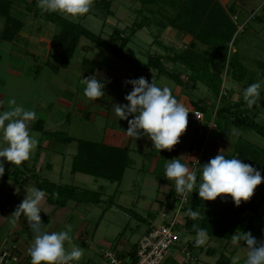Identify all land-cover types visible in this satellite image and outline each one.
<instances>
[{
  "label": "rangeland",
  "instance_id": "rangeland-1",
  "mask_svg": "<svg viewBox=\"0 0 264 264\" xmlns=\"http://www.w3.org/2000/svg\"><path fill=\"white\" fill-rule=\"evenodd\" d=\"M33 1L34 0H25V6H19L22 10L27 11V14L25 16L23 15L27 20L23 33L30 34L35 30L36 34H38L40 29H45L47 31L60 29L58 25L47 21V17L40 13L41 9L38 6V0H35V4H32ZM112 1V9L115 12L113 17L107 16L106 10L97 6L96 2L93 0L89 13L73 21L82 23L84 27L90 29L95 34H102L103 37H108L115 28L129 31L135 22L144 20V16L147 15L148 20L145 19L146 23L151 24L153 22V24L149 26L146 24L148 26L146 29L144 28L136 33L126 48V53L128 55L146 62V56L149 53L157 55V52L162 50L159 44H163V46L169 50L170 54H179L188 49L192 37L185 39L184 36L178 34L172 27L170 28L168 26L162 28V26L158 24L159 21L168 24L170 18H172L169 16L170 13L167 14L168 16L165 18L161 16L159 9L148 6L143 9L144 11L142 14L139 13V9L141 8L140 4L136 3L134 0ZM218 1H220L222 5L224 3L227 9H229V6L233 3H236L240 12L242 11L240 15L242 19L247 17L246 15L244 16L245 13H249L250 15L255 11L257 16L263 15V12L258 9L263 4L262 0ZM18 5L19 4H16V6ZM27 7L31 10L27 9ZM13 10L20 14V12L16 10V7ZM35 11L38 14V18H35L33 14H31ZM167 12L169 11L165 13ZM3 25L4 19L0 17V32ZM235 38L234 50L235 52L237 51L238 54L234 55L233 53L231 55V60L241 65L239 66L241 67L240 69L237 68L235 75L238 77L241 71L245 76L244 81L234 80L232 78L233 76H231V72L228 74L226 71L228 68H225L226 64L224 61H216L218 64L214 68L215 72L221 73L223 85L226 80L225 86L230 88L227 89V99L224 100V103H226L225 106L231 109L233 108V110L237 108V105L243 106L242 109L246 114L256 117L259 123H264V83H262V99L259 106L254 105L253 108H249L243 100L244 88L254 82L264 81V21H249L246 30L239 32ZM19 42L20 41H18L17 44L20 47L14 48V50H11V47L5 43L0 44V56L2 57L0 63V92L7 95L9 100L15 98L18 105L30 109L32 98L35 97L36 99L37 97H41V91L44 89L46 95L42 94L43 101L45 103L49 101L47 104H51V111L47 112L55 114L48 120L46 127L48 130L62 134L64 137L69 136L76 139L103 142L106 137V132L108 131L127 133L128 121L120 120L115 114V107L116 104L128 103V101L125 100V96L132 90V86L126 84L128 80L143 76L148 79L149 83L154 79L156 84L161 88H163V82L166 87L170 86L172 90L176 87V83L169 77L159 76L161 80L158 81L154 76L157 74L155 70H151V72L137 70L133 66L94 46L85 38L80 39L77 45L76 55L71 59L69 67L65 70L59 68L61 67L60 63L62 59V50L60 48L57 49L58 52H53L50 59L51 63L47 65L42 58L33 57L25 52L28 50L26 42ZM198 46L199 52L209 51L207 46L201 44ZM83 49H85V52H83ZM89 49L90 51H88ZM85 55L101 66L102 71L98 74V77L106 80L105 96L98 98L95 102L93 101L94 104L98 103L103 106L94 108L91 120L81 119V117L76 115L78 110L74 109V105L70 108H66L68 102L60 99L61 95L64 93L71 95L75 99L79 95V80L80 77H83L81 73L82 59ZM12 60L24 62L26 70L21 78L8 73V70L20 72V70L15 67V63H10ZM214 60L215 59H213V61ZM165 64L170 71H181V76H183V74H185V76L189 75L188 71L186 72L184 68H179V65H177L175 69V65L171 61L166 60ZM52 65H54L56 69L59 68L60 73L58 75L55 73L56 70L52 69ZM37 70H39L40 73L38 79L34 77L36 75L35 71ZM183 80L187 82V87H189L188 90H190L194 83L185 79ZM82 81L83 80H81V82ZM198 86L199 90L194 93L192 92L194 95L193 97L194 99H202L205 101L207 110L204 114L206 119L211 121L214 118V112L212 111L213 106L219 105L222 107L224 105L221 100L219 102V98L216 99L210 94L205 85L198 83ZM21 98L24 100L23 103L20 102ZM72 102H74V100ZM48 105H46V108H48ZM5 110H10V106L6 105L4 111ZM69 114L70 117H68ZM218 122L223 125L222 119ZM228 129V142L229 144H234L232 148L234 153L237 144L244 142H248L247 145L249 146L253 144L259 149L264 150V139L256 132L236 127H229ZM222 130L225 132L224 129ZM29 131L30 135L37 139V146L40 139L42 143L48 140H52L53 142L54 140L47 135L40 137L41 135H39V133H34L32 130ZM5 146L7 145L3 141L2 133H0V148ZM37 146L32 150L29 159L24 162V165L30 169H33V159L36 157ZM66 146L69 151L77 152V142L67 143V145L63 147L66 148ZM239 146H241V144ZM68 153L70 152H67V156L60 153L53 156V172H50V170L46 171V169L40 171L36 166L38 169V177L42 178V180L47 177L50 182L54 183L61 171L64 170V173H67L68 165L73 157L68 156ZM235 155L237 156L236 158L239 157L236 153ZM131 158L134 159L137 164L131 166L130 169L126 171L123 181L119 184L102 179H94L89 176L88 178L90 179H82L81 176H77L73 180H69L71 177L68 176L67 179L64 180V183L79 187L83 191L100 194L101 200L98 204L76 203L78 204L77 209H79L81 213H77L75 210L73 211V208L68 207L71 210L68 216L60 218L58 213L60 209H57L56 206L46 201L47 195L44 198L42 204L43 211L41 212V219L44 223L42 225V230L48 232L67 231L66 225H71L69 235L72 239L71 242H65V248L67 251H71V247L75 245L83 249L84 255L78 261L79 263L109 264L104 258L105 252L124 253L125 250L128 251V249L136 247L139 239L151 224L148 216L149 212L145 209L146 206L153 204L154 208L152 209L151 215L157 217L155 219L156 223L160 222V213L162 211L158 209V201L163 200L164 198L162 197L166 195V189L160 190V188H164L163 185H160L163 176L158 174L155 175L147 171L148 165H150L149 163H151V159L153 160V158L144 152L140 154L132 153ZM171 159L173 158L171 157L170 160ZM208 161V158L205 159V163ZM140 163H143L145 166L143 167V164L139 166ZM13 166L14 168L19 167L23 171L26 170L22 164L13 165L11 162H8V165L5 164V173L9 171L7 169ZM259 166L262 167L260 164ZM259 166L256 167V169L260 170L262 176H264V171ZM138 168H141V170L139 171ZM13 182L10 181L11 184H8V186L12 185L13 189H23L21 195H13L11 197L7 193L3 180L0 178V217L5 216L4 222H0V246H3L5 243L9 245L17 244L18 247L22 246L25 248L26 254H29V248L34 241V233L27 223L26 217H16L13 214L18 205L24 200H21V196L23 195L26 197L27 190H31L36 186L34 184L35 182L30 178L29 181L25 182L23 185ZM255 194L259 196H257L258 199L264 196V182L257 186L254 192V195ZM7 206H10L12 210L6 212ZM3 212H5V214H3ZM260 212L264 215V205ZM166 213L167 216L170 217L171 212L166 211ZM20 221L21 223H19ZM255 227L258 231L256 234L253 233L252 235L258 241H264V229H262L264 228V220L258 221ZM193 239H195V237L182 233L183 241ZM202 246L206 248H215L218 252L216 255L212 256L207 255L204 251L203 254L199 256L201 264H215L222 252L229 256L233 263L235 261V264H244L246 259V250L243 247H246V242L244 241H238L236 245L230 242L227 245L226 242L210 240L209 237H206ZM178 255L179 252L177 248H174L169 255L168 263H171L173 258Z\"/></svg>",
  "mask_w": 264,
  "mask_h": 264
},
{
  "label": "trees",
  "instance_id": "trees-1",
  "mask_svg": "<svg viewBox=\"0 0 264 264\" xmlns=\"http://www.w3.org/2000/svg\"><path fill=\"white\" fill-rule=\"evenodd\" d=\"M139 3L141 8L139 13L143 12V8L148 6L156 7L160 10L161 16H168L170 21L168 24L160 21L158 24L162 28L172 27L178 34L184 37H192L188 49L179 54H170L169 50L159 44L160 48L165 50L166 55L162 54H148L147 62L143 63L140 60L128 55L126 48L136 33L146 26V20L135 22L131 29L121 30L115 28L111 35L103 37L102 34H95L90 29L84 27L82 23L74 22L71 19H66L58 12H43L47 17V21H50L60 28V33L53 38L52 48L54 50L60 48L61 53V67L66 68L69 66L71 59L74 58L77 45L81 38L87 39L94 46L106 51L113 55L117 59L133 66L137 70L150 72L155 70L158 75L167 76L172 79L177 85L182 86L184 81L181 78L180 73H176L175 70H169L165 61H171L174 65L182 66L188 71V81L194 84L201 83L205 85L210 94L216 99L219 98L223 79L220 72H215L214 68L219 62H225V68L228 74L231 72V76L234 80L244 81L245 76L240 70V75L237 77V68L240 69L241 65L231 60L230 46L235 34L237 33L238 26L232 19V16L241 15L240 9L233 3L229 9L225 8L218 0H134ZM35 0L32 4H35ZM93 2V0H92ZM97 6L106 10V15L113 17L114 11L112 9V0H94ZM263 2V0H262ZM25 0H0V17L4 19V27L2 31V39L7 41H15L19 38V32L22 30L24 23L20 21L13 14V9L16 4L23 5ZM27 9L31 10L27 7ZM166 11H169L165 13ZM262 16L255 15V18L251 21H264V6L261 9ZM33 12V11H32ZM37 14V12H34ZM39 13V12H38ZM249 14V13H248ZM147 19V18H146ZM236 39L233 45H235ZM199 44L207 46L209 51L199 52ZM237 51L234 55H237ZM232 55V54H231ZM213 59H215L213 61ZM1 60V57H0ZM215 63V64H214ZM83 65L87 71L94 73L98 65L88 58L83 59ZM227 96L222 97L221 101L224 106L220 107L217 113L218 122L217 130H225L226 136H229V127L245 128L252 130L260 135L264 139V123H259L256 117L250 116L245 113L240 105H237L233 110L228 106H225L224 100ZM192 108L205 112L207 106L204 100L192 102ZM40 125V122H38ZM41 129V126H39ZM199 128H202L199 126ZM208 132V131H207ZM44 133L50 137L58 138L65 143L77 142V154L73 158L72 173L84 174L94 179H102L112 183H121L124 179L127 169H129L133 160L130 156V148H118L108 146L100 142H94L84 139L75 140L72 137H64L62 134L53 132ZM228 138V137H227ZM248 142L237 144L235 153L239 155L238 159L242 160L246 164H251L253 167H260L264 171V150L259 149L257 146ZM179 148L174 146L171 150L165 149L163 156H177ZM34 171V170H32ZM29 173V171H27ZM25 173V170L16 168L12 172L8 171L0 177L3 181L12 180L15 183L21 184L22 176L20 174ZM35 183L36 188L44 190L47 195V200L50 204L58 208L67 207L70 202L78 204L82 203H95L100 202V194L90 191L78 190L74 186L58 185L52 183L46 179L39 178L37 173L30 175ZM28 179V178H27ZM198 185L191 197V204L189 208L194 211H199L201 216L198 220L193 221L187 215L185 217V230L186 234L196 237V232L193 229V224H197L200 227L207 229L206 237L210 240H217L226 242L228 245L232 242V235H243L248 233L257 219L261 218L258 213L257 205L253 199L249 201H242L237 206L229 194H224L223 199L215 201H202L197 192ZM175 191L168 192L167 197L158 201L161 209L172 208L175 196ZM138 215V214H137ZM243 240H240V242ZM190 249L193 254L196 252L203 253L204 251L208 255H216L217 249L195 246V240L190 242ZM135 247L131 252L122 253L121 257L127 255H133ZM215 264H234L232 259L224 252Z\"/></svg>",
  "mask_w": 264,
  "mask_h": 264
},
{
  "label": "clouds",
  "instance_id": "clouds-1",
  "mask_svg": "<svg viewBox=\"0 0 264 264\" xmlns=\"http://www.w3.org/2000/svg\"><path fill=\"white\" fill-rule=\"evenodd\" d=\"M92 0H38V6L43 12H58L66 19L76 20L89 13ZM84 96L96 100L105 96L106 80L93 75L84 78ZM262 83L257 81L243 89V100L249 108L259 106L262 99ZM132 90L125 96L128 103L116 104L115 114L120 120L128 121L126 130L129 137L140 139L142 136L153 142L155 149L171 150L180 143L181 136L188 126V115L191 111L179 102L168 87H159L154 79L141 76L126 81ZM10 110L0 111V133L7 146L0 148V177L5 173V159L13 165L27 161L32 150L37 146V139L30 135L26 122L36 119V113L18 105L15 98L8 101ZM197 118L198 115L196 114ZM195 159V158H194ZM198 166L201 179L198 184V194L202 201H215L222 194H229L235 204L249 201L262 182L261 171L246 164L238 158H226L221 150L207 163ZM164 176L174 182L175 191L181 195L193 193L197 184V175L190 171L187 163L180 158L168 160ZM46 192L33 187L27 190L25 199L18 205L13 215L26 217V221L34 233L33 244L29 248L31 264H69L78 262L84 255L79 246L73 245L71 251L65 248V242H71V225H66L67 231L48 232L42 230V204ZM185 215L196 221L200 218L199 211L192 208ZM196 232L195 246L204 244L207 229L193 224ZM246 242V259L244 264H264V241H258L251 232L232 235V243ZM235 264V261H234Z\"/></svg>",
  "mask_w": 264,
  "mask_h": 264
},
{
  "label": "crops",
  "instance_id": "crops-1",
  "mask_svg": "<svg viewBox=\"0 0 264 264\" xmlns=\"http://www.w3.org/2000/svg\"><path fill=\"white\" fill-rule=\"evenodd\" d=\"M223 5L225 6V8L227 7L224 3H223ZM15 7H16V10L20 12V14L16 13L15 11H13V14L20 21H22L24 23V26H23L22 30L19 32V38L17 40H15V41H7V40L2 39V37H1L2 31H3V27H4V25H3L2 29H1V32H0V44L5 43L6 45H9L11 47L10 48L11 50L12 49L14 50V48L20 47L17 44L18 41H20L19 43L26 42L28 50H26L25 52L28 55H31L33 57L42 58V60H44V62H46L47 65H50V63H51L50 59L52 57L53 52L54 53L58 52L57 49L54 50L52 48L53 38H54V36L58 35L61 30L57 29L55 31H52V30L47 31L45 29L44 30L40 29L38 31V34H36L35 30L32 31V33H30V34L23 33V30H24L25 25H26L25 23L27 21L26 18H24V16L27 14V11L22 10V8H20L19 6L15 5L14 8ZM145 8H147V7H145ZM145 8H143V9H145ZM31 14H33V16L35 18H38V14H35V13H31ZM142 14H143V12H142ZM247 14L248 13H245L244 16L245 15L247 16ZM144 18L145 19L147 18V20H148V16L147 15H145ZM147 24L149 26V25H152L153 22L151 24L150 23H147ZM148 26L146 25L145 29ZM187 38L188 37H185V39H187ZM16 45H18V46H16ZM88 51H90V49ZM83 52H85V49H83ZM157 54L166 55L165 54V50H163V49L160 52H157ZM75 55H76V53H75ZM85 57L88 58L87 55H85L83 57V59ZM147 57H148V55L146 56V59H147ZM83 59H82V72H81L83 77H80V80H79L80 81L79 82V86H78V88L80 90L79 95L75 99L71 95H69L67 93H64L63 95H61L60 99L68 102L67 105H66V108H70L71 106L74 105V109L78 110L76 115L81 117V119H90L91 120L94 108L97 107V106H99V107L101 106L102 107L103 105H99L98 103L94 104L93 101L95 102V100L87 99L84 96V91L83 90H84L85 85L81 82V80H83L84 78H89V77H91L93 75H97L98 76V74L101 73L102 68H101V66L99 64L96 63L98 65L97 69L95 70L94 73H90L89 71H87L88 69L87 70L85 69V67L83 65ZM141 62H143V61H141ZM146 62H143V63H146ZM0 63H1V60H0ZM10 63H15L16 64L15 67H17L18 70H20L21 73L20 72H16V71H11V70L10 71L8 70V73L11 74V75H16L19 78H21L23 76L25 70H26L24 62L12 60V61H10ZM176 66H175V69H176ZM68 67H66L64 69L62 67H59V68L62 69V70H65ZM59 68L56 69L54 67V65H52V69L56 70L55 73L57 75L60 73ZM179 68H183V67L179 65ZM184 71H186V70H184ZM180 72L181 71H177L176 73H180ZM35 74L36 75L34 77L36 79H38L40 77L39 70L35 71ZM182 74H183V72H182ZM154 76L157 78L158 81H160L161 77H163L161 75H158V73L156 75H154ZM159 76H161V77H159ZM187 76H185V74H183V76H181L182 80L185 79V80L188 81V77ZM163 83H162V87H166V85L163 84ZM168 87H169L170 90H172V88H170V86H168ZM188 88L189 87H187V82L184 81L182 86L176 84V87L172 90V93H173V96L176 97L179 102L183 103L187 108H192L193 107L192 106V102L193 101H198V99H194V97H193L194 95L192 94V92L194 93L195 91L199 90V86H198V84H193V86L190 88V90H188ZM130 90H131V88H130ZM42 94L46 95V92L44 91V89H42V91H41V97H39V98L37 97L36 99H35V97L32 98L30 109L29 108H25L27 110H32V111H34L36 113V119H34L32 121H28L26 123L28 125L29 130H32V132H34V133L35 132L39 133V135H41L40 137L46 136L44 131L49 132V133H53V131H50V130L47 129L46 124H47L48 120L53 117L52 115H55V114H52V112H47V111H51V109H50L51 108V104H49L50 105L49 106L47 104V103H49V101H47V103H45L43 101ZM73 100H74V102H72ZM8 101H9L8 96L5 95V94H2L0 92V111H4L6 105L7 106L9 105ZM23 101L24 100H22V98H21L20 102L23 103ZM46 105H48L47 106L48 108H46ZM215 109H216V106H213L212 111L215 112ZM68 117H70V114H69ZM38 122H40V125H39ZM39 126H41V129L39 128ZM227 137L228 136H226V133L223 130H221V131L220 130H216V131H213V132L209 133V132L205 131L204 129L199 128V126H196L192 121L188 120L187 129H186L185 133L181 136L180 143L175 145L176 147L179 148V153H178L177 156H163V152H164L165 149L161 150V151L159 149H155L154 146H153V142L150 139L142 136L140 139L135 140V138L129 137L127 135V133H121V132H118V131H113V132L112 131H108V132H106L105 140L103 142H100V143H103V144L108 145V146L118 147V148H127V147H129L130 148V156H131L132 153L133 154L134 153H139L140 154V153L144 152L145 154H147L150 157H152L153 160L151 159V163H149L150 165H148L147 171L148 172H152L155 175L158 174V175H162L163 176L162 177V183L160 185H163L164 188H160V190L161 189H166V191H165L166 195L162 197V198L165 199L167 197V194H168L169 191H171V190L175 191L174 182H171L170 180H168L164 176L165 168H166V164H167L168 160H170L171 157L173 159L181 157V161L183 163H187L190 171H192V167H193L192 164L196 161L195 159H198L200 157L201 158L200 164L203 165L205 163V159L208 158L210 160L211 158H213L217 154H219L221 150L223 151V154L226 156V158H229V159L236 158L237 156L232 151L233 150L232 148L234 147V144H229ZM52 139H54L53 142H52V140H50V141L48 140L45 143H42L41 139H40V142H39V144L37 146V149H36V157L33 159L34 160V163H33L34 165L32 166L33 169H30L26 165H24V162L22 163V166L26 170H25V173L20 174L22 176L21 185H23V184H25V182L29 181V178H31L30 175H33L34 173H37V170H38L37 167L40 169V171L46 169V171L50 170V172H53V169H54L53 168V164H52V163H54L52 161L53 156H55V154H57V153L58 154L60 153V154L65 156L67 154V152L72 153V154L68 153V156H73L71 158L70 164L68 165L67 173H64L65 172L64 170L61 171V173H59V175L57 176L56 181H54V183L58 184V185L66 184V183H64L65 182L64 180H66L68 176L71 177L69 180H73L77 176H81L82 179H90V178H88V175H84V174H80V173H77V174H73L72 173V162H73V158L77 154V152L69 151V149H67V146H66V148H64L65 145H67V143L59 140L58 138L56 139V138L52 137ZM74 139L75 140H79V139H76V138H74ZM74 142H76V141H74ZM62 148H64V149H62ZM69 160H70V158H69ZM132 160H133L132 166H135L137 164V162L134 159H132ZM5 164L8 165V162L6 161ZM142 164L143 163H140L139 166L142 165ZM144 166L145 165L143 164V167ZM17 168H19V167H17ZM10 169H7V170L12 172L16 168H14V166H13ZM138 169H139V171L141 170V168H138ZM32 170H34V171H32ZM27 171H29V173ZM6 172H8V171H6ZM47 179L48 178L46 177V180ZM200 179H201V170L199 168L198 172H197V184L196 185L199 184ZM10 181L13 182L12 180L3 181L4 185L6 186L7 193L11 197L13 195H21V192L23 191V189H13L12 185L8 186V184H11ZM48 181H49V179H48ZM13 183H15V182H13ZM66 185H68V184H66ZM69 186H71V185H69ZM195 187L196 186H194L193 192L195 190ZM76 188L78 190H82L79 187H76ZM175 193L178 194L176 191H175ZM257 196L258 195L255 194L254 196L251 197V199H253L254 202L256 203L257 209H258V213L261 215V218L257 219L255 221V223L253 224L252 228L249 230V232H251L252 234L253 233L256 234V232L258 231L256 229V227H255V224L258 221H263L264 220V215L260 212L262 206L264 205V196L261 197L260 199H258ZM223 197H224V194H222L220 197H217L216 200H221V199H223ZM22 199H25V196L22 195L21 196V200ZM46 201L48 202L47 198H46ZM77 205L78 204H76L75 202H70L67 207H64V208H58L57 207V209H60L59 212H58L59 213V217L60 218H64L65 216H68L69 212L71 211L68 207L73 208V211L75 210L77 213H81V211L79 209H77ZM153 208H154L153 204H151L150 206H146L145 207V209L148 210V212H149V215H148L149 216V221L153 222V223H156L155 219L157 217H154L153 215H151ZM158 209L160 211L166 210V209H161L159 207V204H158ZM10 210H12V208H10V206H7L6 207V212L10 211ZM3 214H5V212H3ZM21 216H22V218L24 217L23 215H21ZM4 218H5V216L0 217V222L1 223L4 222L3 221ZM22 218H21V220H23ZM19 223H21V221ZM24 223H25V221H24ZM148 224H149V222H148ZM148 229H149V226H148ZM148 229L146 231H148ZM262 229H264V228H262ZM261 230H259V231H261ZM194 240L195 239L186 240V241H190L191 242V241H194ZM19 247H20V251H21V253L23 255V258L26 261V263L27 264H31L30 256H29V254H26L25 248H23L22 246H19ZM132 250H133L132 248L128 249V251L125 250L124 253L128 254ZM119 254H122V253H119ZM202 254H203L202 252L201 253H198V252L195 253V257L198 259L197 260V264H201L199 256L202 255ZM132 256L133 255H130V256L127 255L125 257H132ZM182 259H183L182 255L175 256L173 258V261L171 263H169V264H180L182 262Z\"/></svg>",
  "mask_w": 264,
  "mask_h": 264
},
{
  "label": "built area",
  "instance_id": "built-area-1",
  "mask_svg": "<svg viewBox=\"0 0 264 264\" xmlns=\"http://www.w3.org/2000/svg\"><path fill=\"white\" fill-rule=\"evenodd\" d=\"M263 4L258 8L262 9ZM256 11L252 14H248L245 19L240 16H232L233 21L238 26L237 33L235 34L231 44L230 53L233 54L234 40L239 32L246 30L248 22L255 18ZM227 71V70H226ZM226 81V80H225ZM224 85L222 87L219 102L222 97L227 95V89H230ZM219 105L216 106L214 112V118L211 121L206 119L204 112L195 108H188L191 111L188 115V120L192 121L196 126L207 129L210 133L218 128L217 113ZM196 114L199 118H197ZM197 160L201 161L199 157ZM192 167V171L198 172V162L195 161ZM193 193L177 194L173 202L172 208L166 209L160 213V222H151L148 231H146L139 239L138 244L135 247V252L132 257H121V254L107 251L104 253V258L109 264H169V255L174 248H177L179 255H182L183 259L180 264H197V258L190 249V241L182 240V233H186L185 230V213L191 204V197ZM166 211H170V217L167 216ZM0 264H27L23 258L20 248L17 244L5 243L0 246ZM69 264H89L79 262H69Z\"/></svg>",
  "mask_w": 264,
  "mask_h": 264
}]
</instances>
